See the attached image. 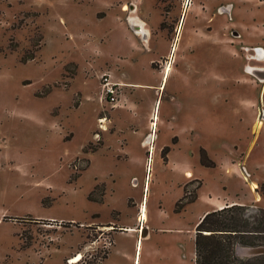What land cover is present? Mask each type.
<instances>
[{"label":"rangeland","instance_id":"obj_1","mask_svg":"<svg viewBox=\"0 0 264 264\" xmlns=\"http://www.w3.org/2000/svg\"><path fill=\"white\" fill-rule=\"evenodd\" d=\"M259 51L264 0H0V264H194L203 196L264 210Z\"/></svg>","mask_w":264,"mask_h":264},{"label":"trees","instance_id":"obj_2","mask_svg":"<svg viewBox=\"0 0 264 264\" xmlns=\"http://www.w3.org/2000/svg\"><path fill=\"white\" fill-rule=\"evenodd\" d=\"M35 59V56L24 58L23 62ZM170 151L165 147L163 158L167 160ZM205 150H201V163L208 168L216 164L209 160ZM198 181V180H196ZM190 190L193 182L183 187V196L176 203V213L198 200L197 189ZM256 190V189H255ZM248 207L228 205L207 213L196 226L194 264H264V256L241 258L237 255L238 247H264V210L255 215H247ZM109 255L106 254L104 259Z\"/></svg>","mask_w":264,"mask_h":264},{"label":"crops","instance_id":"obj_3","mask_svg":"<svg viewBox=\"0 0 264 264\" xmlns=\"http://www.w3.org/2000/svg\"><path fill=\"white\" fill-rule=\"evenodd\" d=\"M175 47H177V46H175ZM163 56H167L166 54H162V55H160V57H158V58H156L155 60H159V59H161ZM155 60H151V61H155ZM161 75V78H162V80H165L166 79V77H165V74H160ZM163 85V82H162V84H160L159 86H157L158 88H161V86ZM157 136V135H156ZM181 169V168H180ZM182 169H183V171H185L186 172V170H185V168L184 167H182ZM181 169V170H182ZM236 172H238V173H240V169H236L235 170ZM186 175V174H185ZM194 178V176H192L191 178H187L186 176H185V180H187V181H191L192 179ZM244 179V178H243ZM245 180V179H244ZM202 189V188H201ZM201 191V190H200ZM202 198V194H201V192L199 193V197H198V200L199 199H201ZM203 198H204V202L206 203V205H207V209H205V211L202 213V214H200V217L198 218V220H197V222H196V225L195 226H197L198 224H199V222L204 218V216L207 214V213H209V212H211V211H213V210H215V208L216 207H218V203H219V201H218V199L216 198V197H212V198H210V196H203ZM197 200V201H198ZM255 202H257V199L255 200ZM242 204V205H247L246 204V202H236V201H230L229 202V205H234V204ZM219 209H222L223 207H218ZM139 213H141L140 212V208H139ZM139 213H138V215H137V217H136V219H137V224H135L134 226H132V227H129V228H127V231H126V233L127 232H132V231H134L135 230V228L137 227L138 228V226H140V224H142V228H144L145 229V235H144V237H143V239L144 238H148V237H150L151 236V233H152V227H151V225H150V219H149V216H148V220H142V221H138V218H139ZM122 232H125V228H124V230H122ZM133 233V232H132ZM110 254V253H109ZM129 255H126V257H128ZM107 259V258H106Z\"/></svg>","mask_w":264,"mask_h":264},{"label":"bare ground","instance_id":"obj_4","mask_svg":"<svg viewBox=\"0 0 264 264\" xmlns=\"http://www.w3.org/2000/svg\"><path fill=\"white\" fill-rule=\"evenodd\" d=\"M123 9H124L125 12H126V11H129L128 8H127L126 6H125ZM130 22H131V23L134 22V19L131 18V19H130ZM140 26H141V25H140ZM258 54H259V56L263 57V56H264V51H259ZM170 70H171V64H167L166 69H165V71H164L165 76L170 72ZM263 71H264V68H253V67H251V68H248V70H247L246 72H247L248 74H250L251 76L256 77L261 83L264 84V78H263V77H259V76L257 75V73H256V72H263ZM259 126H260V121L257 122V127L260 128ZM151 142H152V140H151ZM148 143H149V141H148ZM146 145H147V143H146ZM255 188H256V186H255V184H253V189L255 190ZM144 217H145V212H144V210H143L140 220H141V219L143 220ZM142 220H141V221H142ZM140 235H142V237H144V235H145V229H144V228H143V230H141ZM81 257H82L81 254H77L75 257L72 258V259H73L72 262H73V263L79 262V259H80ZM80 260H81V259H80Z\"/></svg>","mask_w":264,"mask_h":264},{"label":"flooded vegetation","instance_id":"obj_5","mask_svg":"<svg viewBox=\"0 0 264 264\" xmlns=\"http://www.w3.org/2000/svg\"><path fill=\"white\" fill-rule=\"evenodd\" d=\"M128 10H130L131 12H133L135 9L132 7V8H128ZM133 31H136V33H142L143 34V37H144V40H149V38H150L149 34H147L148 32H146L145 28L143 26H140V24L134 25L133 26ZM175 46H176V43L174 45L173 44L171 45L170 54H168L167 56H163L159 60L151 61L152 68L155 65H157L158 63L159 64H162V65L164 64L162 73H160V74H164L166 65L169 63L168 60L170 59V63H171V59L173 58V55H174V53H175V51L177 49ZM259 58H261V56H259ZM262 58H264V57H262ZM173 63H174V60H173Z\"/></svg>","mask_w":264,"mask_h":264},{"label":"water","instance_id":"obj_6","mask_svg":"<svg viewBox=\"0 0 264 264\" xmlns=\"http://www.w3.org/2000/svg\"><path fill=\"white\" fill-rule=\"evenodd\" d=\"M259 77L264 78V71L263 72H256ZM237 254L246 256V257H253V256H261L264 255V247H255V248H238Z\"/></svg>","mask_w":264,"mask_h":264},{"label":"built area","instance_id":"obj_7","mask_svg":"<svg viewBox=\"0 0 264 264\" xmlns=\"http://www.w3.org/2000/svg\"><path fill=\"white\" fill-rule=\"evenodd\" d=\"M102 80H103V87L105 88V92L107 95V99H109L110 103L115 104L116 103V96H115L116 91L114 89V84L111 83L110 81V76L105 75ZM141 215H142V212L140 213V217ZM140 217H139V220H140Z\"/></svg>","mask_w":264,"mask_h":264}]
</instances>
